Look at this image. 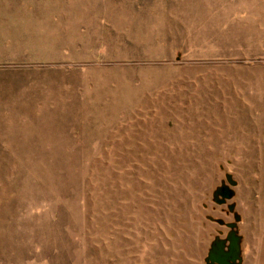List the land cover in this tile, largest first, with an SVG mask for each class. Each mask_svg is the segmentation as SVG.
I'll return each mask as SVG.
<instances>
[{"label": "rangeland", "instance_id": "374dc122", "mask_svg": "<svg viewBox=\"0 0 264 264\" xmlns=\"http://www.w3.org/2000/svg\"><path fill=\"white\" fill-rule=\"evenodd\" d=\"M264 264V0H0V264Z\"/></svg>", "mask_w": 264, "mask_h": 264}, {"label": "water", "instance_id": "95a60500", "mask_svg": "<svg viewBox=\"0 0 264 264\" xmlns=\"http://www.w3.org/2000/svg\"><path fill=\"white\" fill-rule=\"evenodd\" d=\"M238 182L232 173L226 174V179L222 181L213 192V197L220 205L227 204L235 196V186ZM235 201L228 203L229 212L234 214V220L227 222L224 219L209 216L213 221L225 225L229 231L225 237L217 235L212 241L209 254L205 258L206 264H242L243 263V236L239 234L238 224L242 221V215L236 211Z\"/></svg>", "mask_w": 264, "mask_h": 264}]
</instances>
